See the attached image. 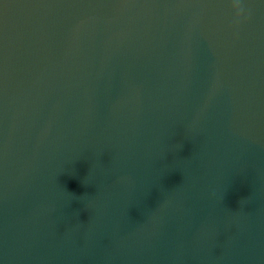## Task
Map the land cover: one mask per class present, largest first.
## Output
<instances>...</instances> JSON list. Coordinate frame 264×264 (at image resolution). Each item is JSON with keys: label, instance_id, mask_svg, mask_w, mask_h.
I'll return each instance as SVG.
<instances>
[{"label": "water", "instance_id": "water-1", "mask_svg": "<svg viewBox=\"0 0 264 264\" xmlns=\"http://www.w3.org/2000/svg\"><path fill=\"white\" fill-rule=\"evenodd\" d=\"M0 0V264H264V0Z\"/></svg>", "mask_w": 264, "mask_h": 264}, {"label": "clouds", "instance_id": "clouds-1", "mask_svg": "<svg viewBox=\"0 0 264 264\" xmlns=\"http://www.w3.org/2000/svg\"><path fill=\"white\" fill-rule=\"evenodd\" d=\"M233 10L235 11V13H236V18H237V20H238V19L240 18L241 13H242V8H241V6H240L238 0H237V2H234V3H233Z\"/></svg>", "mask_w": 264, "mask_h": 264}]
</instances>
